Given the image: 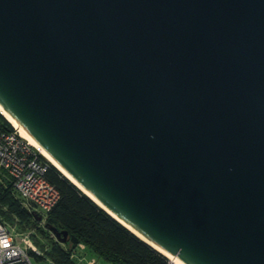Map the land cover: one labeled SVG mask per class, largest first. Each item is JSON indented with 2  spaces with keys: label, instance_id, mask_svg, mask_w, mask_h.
<instances>
[{
  "label": "water",
  "instance_id": "obj_1",
  "mask_svg": "<svg viewBox=\"0 0 264 264\" xmlns=\"http://www.w3.org/2000/svg\"><path fill=\"white\" fill-rule=\"evenodd\" d=\"M0 105L164 256L264 264V0H0Z\"/></svg>",
  "mask_w": 264,
  "mask_h": 264
},
{
  "label": "trees",
  "instance_id": "obj_2",
  "mask_svg": "<svg viewBox=\"0 0 264 264\" xmlns=\"http://www.w3.org/2000/svg\"><path fill=\"white\" fill-rule=\"evenodd\" d=\"M1 131H14V127L0 114ZM46 178L61 195L47 224L69 233L68 242L64 244L70 246L69 249L56 242L45 227L39 228L34 214L23 207L6 177L0 181V217L10 225L19 223L24 230L39 228L49 240V253L54 264H80L81 257L72 258L71 253L81 244L85 245V252L104 264H172L166 256L102 210L52 165ZM38 260L42 261V258Z\"/></svg>",
  "mask_w": 264,
  "mask_h": 264
},
{
  "label": "built area",
  "instance_id": "obj_3",
  "mask_svg": "<svg viewBox=\"0 0 264 264\" xmlns=\"http://www.w3.org/2000/svg\"><path fill=\"white\" fill-rule=\"evenodd\" d=\"M50 166L17 129L0 132V181L8 178L23 207L41 215L43 220L39 222V228L45 227L48 216L61 199L60 192L46 178ZM35 231L17 232L16 227L0 217V264H33L31 257L44 260V253L32 240ZM85 248L81 244L77 250ZM74 253L76 251L71 253L72 258L76 257ZM49 264L54 263L50 261ZM88 264L98 262L92 258Z\"/></svg>",
  "mask_w": 264,
  "mask_h": 264
},
{
  "label": "bare ground",
  "instance_id": "obj_4",
  "mask_svg": "<svg viewBox=\"0 0 264 264\" xmlns=\"http://www.w3.org/2000/svg\"><path fill=\"white\" fill-rule=\"evenodd\" d=\"M0 114L3 115L12 126L18 130L20 135L29 142L31 146H33L37 151L41 153L43 157L47 159V161L55 167L60 173H62L72 184L78 187L83 193L90 197L101 209L106 210L109 214H111L114 218H116L109 210H107L99 201H97L90 193H88L75 179H73L8 113L3 109L0 105ZM121 224L129 228L133 233H135L139 238L148 242L145 238L140 236L134 230H132L129 226H127L122 220L116 218ZM155 249L161 251L159 248L155 247ZM165 256L170 260L172 264H184L177 258L165 253Z\"/></svg>",
  "mask_w": 264,
  "mask_h": 264
},
{
  "label": "rangeland",
  "instance_id": "obj_5",
  "mask_svg": "<svg viewBox=\"0 0 264 264\" xmlns=\"http://www.w3.org/2000/svg\"><path fill=\"white\" fill-rule=\"evenodd\" d=\"M12 226L13 227H16V231L17 232H20V233H24V232L25 233H28V232H30V231H32L34 229L33 228V229H29V230L28 229L27 230H24V229H22L20 227V224L19 223L13 224ZM51 237L56 242H58L57 239L54 237V235L52 233H51ZM32 240H33L34 244L44 253V260H42V261H39L35 257H31L33 264H49L50 261L53 262L52 258L50 257V253H49V240L43 235V233H40L39 230L36 229L35 233L33 234ZM61 245L65 249H69L70 248V246H67V245L65 246L64 244H61ZM86 252L84 250H76V253H74L75 256L78 257V259H80V257H81L82 260L79 261L80 264H88L87 262H89V260L91 258H94V257H91V255H90L89 252H87V253ZM97 262H98V264H104L99 259H97Z\"/></svg>",
  "mask_w": 264,
  "mask_h": 264
}]
</instances>
